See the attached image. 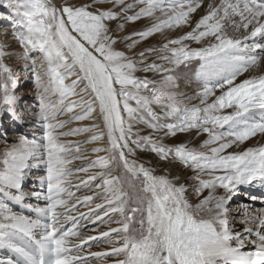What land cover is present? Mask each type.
I'll return each mask as SVG.
<instances>
[{"label": "snow or ice", "instance_id": "6c2138e0", "mask_svg": "<svg viewBox=\"0 0 264 264\" xmlns=\"http://www.w3.org/2000/svg\"><path fill=\"white\" fill-rule=\"evenodd\" d=\"M0 6L9 10L0 22L12 24L4 40L11 35L22 49L0 47V114L22 119L9 63L22 59L43 132L19 135L0 153V264H264V208L241 206L250 225L242 231L229 221L240 186H264V0ZM141 19L149 25L121 35ZM156 34L159 47L133 51ZM84 121L99 123L68 127ZM178 134L188 139L166 142ZM41 166L38 190L26 193ZM82 189L91 194L77 195ZM84 221L107 231L84 235ZM103 243L106 250L85 252Z\"/></svg>", "mask_w": 264, "mask_h": 264}, {"label": "rangeland", "instance_id": "374dc122", "mask_svg": "<svg viewBox=\"0 0 264 264\" xmlns=\"http://www.w3.org/2000/svg\"><path fill=\"white\" fill-rule=\"evenodd\" d=\"M60 2V0L58 1V3ZM74 2H82V0H74ZM9 10L5 9L4 7L0 6V14L6 13L8 15ZM148 22V23H147ZM143 23H147L145 26L140 25ZM149 20L147 19H141L137 22H135L134 24H130V25H126L125 31L132 29L133 27L136 28L135 31H140L143 30L147 25H149ZM115 26V22H113V27ZM4 27V28H3ZM5 29L6 32L11 33L12 31V24L9 22H0V30L1 29ZM121 33V35H126V32ZM125 33V34H124ZM156 35H160V34H156ZM155 36V35H154ZM153 37V36H152ZM151 37H149L148 40H150ZM3 38H0V44L3 43L1 42ZM9 39L12 40L11 42H14L11 35H9ZM133 39H138V37H133ZM146 40V41H148ZM146 41L141 42L140 44L145 43ZM2 47V46H0ZM120 50L125 51L128 55L129 53L126 51V46L125 43H120L117 46ZM13 50L14 51H22V49L19 48L18 45H13ZM153 53H151L152 55ZM11 67L13 68L15 74H16V78L18 80V85H17V95L23 94L21 96H19L21 98V108L22 111L20 113L22 119H18V120H13L15 124L19 123L21 120H27L29 122V127L24 130V131H15L14 129L8 128H4L2 127V123H4V120L7 118L13 119L10 115H4V114H0V153L3 152L4 148L7 146V142H16L19 135H26L29 139H37L39 140L42 137V127H41V122L39 120L38 116L32 115V112H36L38 113L39 108H38V97H37V89L35 88L34 82H33V76L31 71L25 66L26 62L23 61L22 59H13L11 61H9ZM138 76L143 77L144 73L142 72V74L139 72L137 73ZM149 75V74H148ZM151 75V74H150ZM149 75V76H150ZM26 78V79H25ZM81 87H83V85H81ZM23 92V93H22ZM75 99V97H74ZM67 116H62L61 119H66ZM91 121H84V122H73L71 125H69L68 127H78L81 126L80 124H85ZM99 122V121H98ZM15 126V125H14ZM84 126V125H83ZM67 130V128L65 129ZM87 134V133H86ZM86 134H82L81 136L85 137ZM67 137L65 139L68 140H82L83 137ZM17 137V138H16ZM206 138V137H204ZM203 138V139H204ZM188 139V135L187 134H178V138H168V140L166 141L167 143H177V142H181L184 140ZM248 141H246L245 143H247ZM104 142H101V144L98 145H92V146H102ZM89 147V146H86ZM229 151H231V149H229ZM75 164H80V161H75ZM43 174V168L41 166L40 169H32L28 179L25 181L24 183V191L26 193H31L34 190H38L39 185L38 184H34L33 182L38 180L39 176ZM80 176H83L84 174H79ZM253 185H256L257 187H253ZM251 187H253L250 192V198L252 196L256 197V200H260L261 198H263L262 202H264V196L260 195L262 194L260 191H264V190H259L260 188L264 189V186H261L257 183H253L252 185H250ZM247 187L245 185L240 186V190L234 195L233 200L230 202L229 204V209H230V216H229V221H230V225L234 226V231L236 226L235 224H237L238 222L242 223L244 216L243 213L240 215H237V212L240 211V203L242 200H238V195L243 196L244 194V190ZM259 190V192H258ZM258 192V193H257ZM91 194L90 192H87V190L82 189V192H78L77 195H81V194ZM245 195V194H244ZM262 196V197H261ZM249 198V197H248ZM246 199L244 201H248L249 199ZM32 203H37L35 200L31 201ZM100 202V201H97ZM249 202V201H248ZM41 206L43 205L44 201L40 200L38 202ZM249 205V204H248ZM262 205V206H261ZM257 209L260 208H264V204H261V202L257 203ZM251 209V208H250ZM81 211H87L86 208H81ZM235 210H237V212H235ZM234 215V216H233ZM237 216V217H235ZM241 216V217H240ZM240 218V220H239ZM238 220V222H237ZM84 224L87 225L88 227V231H86L84 233V235H98L99 230L101 231H107L108 226L107 225H101L99 227V230L97 231H91V229L94 227L93 225L89 224L87 221L82 222ZM243 224V223H242ZM107 226V227H106ZM112 227H115V224L111 225ZM249 226V225H242V228ZM105 228V229H104ZM97 233V234H96ZM250 243H247L245 247L250 246ZM108 248V245L106 243L100 244V245H96L93 246L90 251H103L105 249ZM245 251H248V249H244ZM89 251V249H85V252ZM90 264H103V262L101 261H95V260H90ZM110 264V262H109Z\"/></svg>", "mask_w": 264, "mask_h": 264}, {"label": "bare ground", "instance_id": "6f19581e", "mask_svg": "<svg viewBox=\"0 0 264 264\" xmlns=\"http://www.w3.org/2000/svg\"><path fill=\"white\" fill-rule=\"evenodd\" d=\"M58 1L59 0H56V2L58 3ZM3 15H7L6 13H3ZM198 16H199V11L196 13V14H194V18H198ZM148 23V22H147ZM146 23V24H147ZM145 23H143V24H140V25H143V26H145L146 25ZM148 26V25H147ZM4 28V27H3ZM1 29L0 30V38H3L2 39V41L1 42H3V43H1L0 44V46H4L6 43H10V44H12V46L14 45V42H11L12 40H10L9 38H8V40L7 41H5L4 40V33L6 32V30L5 29ZM136 30V28L135 27H133L132 29H129V30H126L125 32H126V35L127 34H129V33H131V32H133V31H135ZM125 34V33H124ZM181 33L179 32V30H176V31H173V32H171L169 35H170V38H175L176 36H178V35H180ZM164 42V37L160 34V35H155V36H153V37H151L150 38V40H148V41H146L145 43H143V44H139L133 51L134 52H136V53H139L140 51H142V50H144L145 48H147V47H159L162 43ZM16 45V44H15ZM125 46H126V44H125ZM126 51L129 53V55H132V52H130L128 49H127V47H126ZM149 56H151V57H155V54L153 53L152 55H151V53H149L148 54ZM141 74H142V72H140ZM145 75V74H144ZM150 75V74H149ZM151 76V75H150ZM26 79V78H25ZM23 93V92H22ZM21 95H23V94H20V95H18V96H21ZM92 123H99L98 121H91V122H88V123H85V124H80L81 126H83V125H87V124H92ZM91 135V133H87L86 135H85V137L86 136H90ZM81 137H83V136H81ZM85 137H83L82 139H84ZM17 138V137H16ZM204 137H202L201 139H203ZM257 140H258V137H254V138H252V139H250L247 143H245L244 145H242L241 146V148H246V147H250V146H254V144L257 142ZM87 146H89L88 148H91V147H94V146H92V145H87ZM142 158L143 159H145V160H147V159H149V158H151L154 162H156L155 161V158H154V154H150V153H144V154H142ZM173 167V171H175L176 170V166H172ZM250 186V185H249ZM261 189V188H260ZM222 191V190H221ZM262 194H260V195H262V196H264V191H260ZM244 194H246V193H244ZM243 194V196H246V195H244ZM242 195V194H241ZM240 195V196H241ZM261 196V197H262ZM249 198V202L248 201H241V203H240V206H242V205H247L248 207H249V209L251 210V212H250V214H255V210H257V203L258 202H261V204H264V202H262V200H263V198H261L260 200H253V199H251L250 198V195L248 196ZM34 203V202H33ZM249 204V205H248ZM262 206V205H261ZM263 208V207H262ZM14 210H17V211H24L26 214H27V210L26 209H23L21 206H15V208H14ZM235 212H237V210H235ZM242 212V207L240 208V211H238L237 212V215H240V214H242L241 213ZM32 215H35L34 213L32 214ZM234 216V215H233ZM235 217H237V216H235ZM241 217V216H240ZM239 220H240V218H239ZM241 221V220H240ZM237 222H238V220H237ZM83 224V223H82ZM85 225V224H84ZM242 223H240V222H238L237 224H235V226H236V228H235V230L236 231H242ZM81 226H83V225H81ZM117 226V225H116ZM115 226V227H116ZM250 226V225H249ZM107 227V226H106ZM90 229V228H89ZM105 229V228H104ZM99 230V229H98ZM102 230H103V228H102ZM101 230V231H102ZM100 231V230H99ZM97 234V233H96ZM245 249H248V250H251L252 249V245H250V246H247V247H245ZM90 250V249H89ZM106 250V249H105ZM99 251V250H98ZM104 251V250H103ZM7 255V253H6V251L5 250H0V258H3V257H5Z\"/></svg>", "mask_w": 264, "mask_h": 264}]
</instances>
